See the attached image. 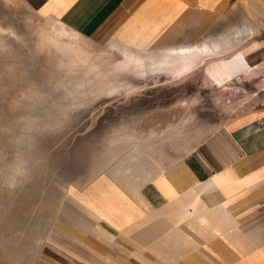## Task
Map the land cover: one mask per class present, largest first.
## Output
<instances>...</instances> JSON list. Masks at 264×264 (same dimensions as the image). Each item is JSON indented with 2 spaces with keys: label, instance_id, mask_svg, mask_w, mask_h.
Here are the masks:
<instances>
[{
  "label": "crops",
  "instance_id": "0c3cea01",
  "mask_svg": "<svg viewBox=\"0 0 264 264\" xmlns=\"http://www.w3.org/2000/svg\"><path fill=\"white\" fill-rule=\"evenodd\" d=\"M22 1L82 38L121 44L145 71L178 79L207 65L201 90L264 71V41L225 26L237 15L236 0ZM171 48L202 49L186 69L156 68L155 54H136ZM211 58L218 69H209ZM190 122L166 115L133 131L127 137L137 144L105 174L69 183L67 216L43 244L55 264H264V112L201 135L171 164L187 146Z\"/></svg>",
  "mask_w": 264,
  "mask_h": 264
},
{
  "label": "rangeland",
  "instance_id": "374dc122",
  "mask_svg": "<svg viewBox=\"0 0 264 264\" xmlns=\"http://www.w3.org/2000/svg\"><path fill=\"white\" fill-rule=\"evenodd\" d=\"M236 1L237 15L226 17L225 26L248 29L253 40L264 41V0ZM201 49L132 51L155 54L153 67L181 63L186 69ZM0 65L20 84L0 101V116L5 109L12 114L13 105L24 112L19 133L7 130L13 118H0V264H55L43 244L67 216L69 183L105 174L137 144L127 137L133 131L152 129L166 115L191 121L187 146L171 157L174 164L195 150L201 135L264 112V71L201 90L207 65L178 79L145 71L121 44L82 38L22 0H0Z\"/></svg>",
  "mask_w": 264,
  "mask_h": 264
},
{
  "label": "bare ground",
  "instance_id": "6f19581e",
  "mask_svg": "<svg viewBox=\"0 0 264 264\" xmlns=\"http://www.w3.org/2000/svg\"><path fill=\"white\" fill-rule=\"evenodd\" d=\"M215 68L218 69L219 66L215 65ZM220 68H222V66H220ZM17 77L18 76L15 72L5 70L0 65V101L6 100V97L11 96V94H16L15 92H17V90H19L20 84L18 82ZM13 96H17V95H13ZM24 96H26V95H23V97ZM16 106L17 107L15 108V106L13 105V107L11 108L12 114L7 113L6 112L7 109H5V115L0 116V118H2L4 120L13 118V120H15V122L17 124L15 122H13V124H8L7 130H8V127L11 130L13 129V127L14 128L16 127V131L19 133L18 129L19 128L21 129V127L19 125L22 126L21 122L23 121V118H24V116H23L24 112L22 113L21 107H18V105H16ZM16 151H19V150H15V152ZM16 154H17V152H16ZM19 154L21 155V153H19Z\"/></svg>",
  "mask_w": 264,
  "mask_h": 264
}]
</instances>
